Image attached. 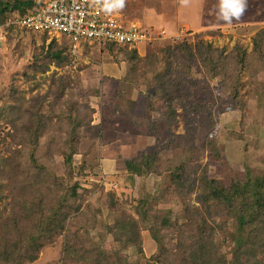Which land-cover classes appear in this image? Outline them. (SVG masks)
Here are the masks:
<instances>
[{
	"label": "trees",
	"instance_id": "16d2710c",
	"mask_svg": "<svg viewBox=\"0 0 264 264\" xmlns=\"http://www.w3.org/2000/svg\"><path fill=\"white\" fill-rule=\"evenodd\" d=\"M45 4L43 0H0V15L6 23L14 16L23 18ZM181 22L182 19L177 27H181ZM186 28H191V25L186 24ZM210 33L212 32H202L197 42L176 39L166 42L165 46L148 51L145 56L137 48H123L110 42L94 44L105 46L114 54L126 51L124 61L118 66L121 77L117 80H121L122 84L116 96H113L117 99L113 105L116 107L113 108L118 109L123 117H128L135 128H138V132L142 129L140 127L153 132L148 133L146 138L136 137L142 146L148 145L152 140L151 144L140 156L124 162L119 171L111 166V159L104 154L103 139L113 140L126 133L124 126L127 123L120 120V129L109 127L107 130L102 124L103 115H99L100 124H95V116L105 104L101 101L95 107L85 103L77 79L71 81L68 74L62 77L56 90V98L48 104L42 102L36 107V99L25 107H22L21 101L12 107L18 116V112L22 110L25 116L30 117L31 126H22L11 134L16 147L13 148L10 144L5 146L10 155L3 156L0 160V264L36 261L55 234L62 233L72 223L86 220V212H80L82 204L78 201L82 198L84 200L82 192L88 189H81L79 181L101 167L102 175L109 179L118 175L140 179L147 178L152 173L168 176L170 187L156 190L154 196L145 195L135 203L137 216L120 214L109 227L116 242L123 241L137 245L138 248L142 246V228L148 230L156 243V252L152 257L155 259H149L150 264H155L154 261L159 264H165L166 261L170 263L173 255L167 253L165 242L173 231L178 232L179 241L175 256L182 260V264H242L243 259L253 261L254 264H264L260 259V255L264 254V172L254 174L247 169L240 174L224 161L225 176L228 178L226 180L210 178L207 175L208 167H203L200 163L192 176L187 175L189 163L199 153L196 151H209L211 158L222 162L219 143L206 140V137L217 126L215 117L221 106L228 104L229 100L236 103L234 98L240 95L239 83L244 69L248 67L253 72L256 66L264 67V27L253 38L252 53L244 54L243 57L236 55L240 49L226 53L225 49L205 45L204 36ZM38 34L43 36L44 43L50 39L47 32ZM50 40L46 46L40 47L41 55L35 57L36 60L47 62L45 65L40 64L38 70L46 71L50 64L58 68L70 66L75 56L70 51L68 40L62 37V44H58L55 38ZM84 46L86 54H90L93 46ZM216 88L230 90L228 99L216 97ZM142 89L144 93H148L147 111L140 109V96L144 95L140 93ZM259 89L264 94V82ZM65 90H68L66 100L62 96ZM92 92V98L102 99L105 96L95 89ZM42 106L47 107L46 113H41ZM180 107L186 115V134L180 137L175 134L165 135L178 122ZM233 108L235 107L230 106V109ZM132 109L136 112H132ZM155 112L159 114L158 119L153 118ZM35 114L38 118L36 126L31 122ZM160 124L168 127L164 134ZM201 128L207 131L204 138L198 136ZM61 131L67 133L63 140L58 139ZM88 137L90 138L87 139ZM176 137L180 143H177ZM85 140H89V146L81 153ZM60 143L67 145L63 153L60 151L67 168L62 176L57 175L52 161L42 158L52 145L56 147ZM176 147L182 151L176 154ZM172 151L175 153L172 158H164L166 153ZM78 154H81V165L75 167L74 158ZM45 186L49 189L41 190ZM38 187L39 194L28 201L31 191H36ZM195 192H198V202L209 204L212 215L233 221L231 241L226 239L228 223L210 222L208 212L201 206L191 204L189 199ZM173 196L185 201L183 222L175 219L172 210L159 212L154 209L159 200ZM5 201L14 206L13 210L6 208L3 214L1 207L5 205ZM21 205L24 208L20 217L14 210ZM66 232V249L70 250L75 246L70 245V242L78 230L71 227V231L66 229ZM227 241L229 248L232 245L231 251L222 253L220 245ZM105 253L101 251L100 256L105 264H126V260L110 263Z\"/></svg>",
	"mask_w": 264,
	"mask_h": 264
},
{
	"label": "rangeland",
	"instance_id": "374dc122",
	"mask_svg": "<svg viewBox=\"0 0 264 264\" xmlns=\"http://www.w3.org/2000/svg\"><path fill=\"white\" fill-rule=\"evenodd\" d=\"M12 2L13 0H8ZM45 3L49 0H43ZM149 1V2H148ZM181 12L176 18V1L174 0H125L123 4V18L126 23H136L141 27L142 31L151 33L152 40L147 43H142L137 50L145 56L148 51L158 50L161 46H165L169 41H188L192 42L200 38V34L204 31L212 32L204 36V44L211 45L215 49H225L226 53H231L234 49L237 51V56L243 57L244 54L250 55L253 51V38L264 27V0H247V10L240 19H232L231 22H226L224 17L231 15V9L228 6L230 0H178ZM212 6V7H211ZM213 8V9H212ZM220 10V12H219ZM136 12V14H135ZM14 18L9 19L6 23L0 15V160L2 157L10 155L9 151L5 150V146L13 145L11 134L22 126H31L28 116H25L22 110L18 113L12 109L13 106L22 102V107H25L30 101H36V107L41 103L48 104L56 98V90L61 82V78L66 74L70 80L77 79V85H80V94H83L84 102L95 106L104 102L105 107L100 108L102 111L96 114L95 124L99 125L103 115L102 124L107 130L109 127L121 128L122 123L126 122V133L117 136L115 139H103L104 154H107L111 159V166L119 171L124 162L130 160L134 156H140L143 151L148 149V145L142 146L139 143L141 138H146L148 133H153L145 127L142 129L135 128L128 117H123L120 111L113 106L117 99L116 96L122 84L120 79L121 73L118 69L120 63L124 61L123 57L126 51L111 53L109 49L101 45H91L90 54H86L85 47L80 51V54L73 57L70 66L58 68L54 64L48 66V70H38L40 64L45 65L44 60H36L37 55H41V48L46 46L51 40L48 38L44 43L41 34L33 30H24L23 27L14 24ZM2 18V19H1ZM190 24L191 28L179 26ZM169 28V29H168ZM59 40L58 44H62L63 40L60 34L56 35ZM65 39H67L65 37ZM62 40V41H61ZM120 45V44H118ZM128 49H133L131 46L121 45ZM85 65V67H84ZM264 82V67L256 66L251 72L248 67L244 69L240 77V95L232 103L221 106L222 108L217 113L215 119L217 126L212 130L211 134L206 137V129H200L198 136L206 140L218 142L221 148V160L210 157L209 151L203 150L199 152L189 163L187 171L188 176H192L198 163L203 167H208V176L210 178L228 179L225 176V163L233 170L240 174L249 169L254 174L264 172V94L260 92L259 86ZM100 91L105 94L104 98H92V90ZM140 92L144 93L143 89ZM230 90L214 89L215 96H222L223 99H228ZM64 100L68 99V90L63 93ZM140 109L147 111L149 101L148 93H144ZM93 99V100H91ZM100 100V101H99ZM119 100V99H118ZM98 101V102H94ZM120 101V100H119ZM230 106L235 107L230 109ZM96 107V106H95ZM136 110L132 109V112ZM47 107L42 106L41 113H46ZM37 114L31 122L36 126ZM39 117V114H38ZM154 119L159 118L158 112L153 115ZM178 122L170 128L160 124L162 133L165 135L175 134L177 137L186 134L187 120L184 109H178ZM56 121V118L54 119ZM32 124V125H33ZM167 129V130H166ZM137 131V132H136ZM147 134V135H146ZM93 135H95L93 133ZM30 136V135H29ZM67 136L65 131L58 133V139L63 140ZM5 137V141H3ZM177 143H180L177 139ZM88 137L87 139H89ZM157 138V137H155ZM110 140V141H109ZM112 141V142H111ZM156 144V142H155ZM153 145V142H152ZM65 144H56L49 148V152L42 157L45 161L53 162L55 171L58 176H62L67 168L64 166L63 151L66 150ZM89 146V140L84 141L82 151H85ZM205 148V147H203ZM68 150V147H67ZM177 150H179L177 152ZM62 151V153H60ZM182 151L176 147V154ZM166 153L164 158H172V153ZM175 154V153H174ZM200 156V157H198ZM45 163V162H43ZM106 163V162H105ZM46 164V163H45ZM81 154L74 158V166L80 167ZM102 167L96 169L94 173L88 175L79 183L83 190L84 200L78 202L80 212H86L84 217L86 220L78 221L68 225L66 229L71 231L78 230L77 235L71 240L70 245L75 244L70 250L66 249L68 241L66 229L62 233L55 234L52 239L46 243L44 249L40 252L36 261L26 264H105V261L100 260L101 251L109 258L110 263H116L117 260H126V264H150L149 259L154 260L156 252V243L153 241L148 230H141L142 246L127 244L126 242H116L113 232L109 231L110 225L116 218L122 214L135 215V206L137 201L143 196H154L156 190H164L169 186L168 176L162 177L152 173L147 178H135L133 176L118 175L109 178L102 175ZM40 177L39 180H41ZM44 181V180H42ZM45 182V181H44ZM83 187V188H82ZM41 189V188H40ZM45 186L41 190H48ZM34 190V189H33ZM31 191L30 200L33 196L39 194V187L36 191ZM198 192L192 194L189 201L192 205L201 206L205 212H208L210 222H226L227 237L231 241L234 227L232 220L229 218H220L212 215L209 204H202L196 200ZM185 201L179 197H170L159 200L154 205L155 211L165 212L172 210L175 219L183 222L185 220L184 207ZM14 205H9L5 201L2 205L3 214L6 208H12ZM23 205L14 210V213H19L22 216ZM178 232L173 231L168 235L165 242V249L169 252L172 259L165 264H182V260L176 258L178 252ZM226 243L220 245L221 252H230L231 247ZM74 247H76L74 249ZM164 249V251H165ZM222 252V253H223ZM166 253V251H165ZM118 254V255H117ZM117 255V256H116ZM262 255V256H261ZM260 255V259L264 263V254ZM120 258V259H119ZM155 264H159L154 261ZM242 264H254L253 261L243 259Z\"/></svg>",
	"mask_w": 264,
	"mask_h": 264
},
{
	"label": "built area",
	"instance_id": "2783aa9c",
	"mask_svg": "<svg viewBox=\"0 0 264 264\" xmlns=\"http://www.w3.org/2000/svg\"><path fill=\"white\" fill-rule=\"evenodd\" d=\"M14 24L36 33L47 32L50 39L59 40L57 34L66 37L73 56L80 54L84 44L110 42L138 48L152 40L151 33L138 24L124 21L122 8L107 10L105 0H49L25 17H16Z\"/></svg>",
	"mask_w": 264,
	"mask_h": 264
},
{
	"label": "clouds",
	"instance_id": "9594fccd",
	"mask_svg": "<svg viewBox=\"0 0 264 264\" xmlns=\"http://www.w3.org/2000/svg\"><path fill=\"white\" fill-rule=\"evenodd\" d=\"M187 2V0H185ZM124 0H105V7L107 10H112L113 7L122 8ZM231 9V15L225 16L226 22H231L234 19H240L247 10V0H230L228 5ZM123 9V8H122Z\"/></svg>",
	"mask_w": 264,
	"mask_h": 264
},
{
	"label": "crops",
	"instance_id": "0c3cea01",
	"mask_svg": "<svg viewBox=\"0 0 264 264\" xmlns=\"http://www.w3.org/2000/svg\"><path fill=\"white\" fill-rule=\"evenodd\" d=\"M174 1H176V18L178 19V14H179V12H181V9H183V8H180V5H183V4H180V3H182V2H179L178 0H174ZM212 7V6H211ZM213 9V8H212ZM219 12H220V10H219ZM181 27L183 28V30L186 28V26L184 25H181Z\"/></svg>",
	"mask_w": 264,
	"mask_h": 264
}]
</instances>
